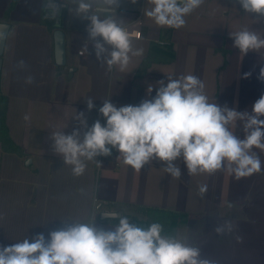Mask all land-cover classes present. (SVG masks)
Here are the masks:
<instances>
[{
	"label": "crops",
	"instance_id": "1",
	"mask_svg": "<svg viewBox=\"0 0 264 264\" xmlns=\"http://www.w3.org/2000/svg\"><path fill=\"white\" fill-rule=\"evenodd\" d=\"M50 1L16 0L6 17L12 0H0V22L11 25L0 93L8 98L10 138L20 148L7 152L0 145V245L25 238L31 242L39 233L47 238L64 226L62 221L95 220L96 227L111 230L116 221L102 218V212L142 219L138 207H149L189 215L178 235L182 232L186 243L199 247L202 258L212 264H264V151H254L261 171L240 180L224 170L190 176L182 160L176 161L182 172L179 178L156 161L136 171L122 157L117 160L115 149L110 156L86 161L84 174L74 176L71 166L53 152L51 139L53 129L67 125L63 131L71 134L79 128L72 119L76 112H84L89 127L97 119L105 124L98 112L105 99L111 98L117 107L151 99L156 89L149 95L147 87L166 76L193 74L204 82L211 102L250 111L264 94V81L258 79L264 49L243 55L233 47L229 33L247 27L264 36V19L257 22L236 0H204L185 17L184 27L162 28L144 15L151 7L147 0L136 4L120 0L115 12L132 37L133 48H142L143 55L132 57L125 71L114 67L109 72L96 60L90 41L88 52L83 50L89 21L76 17L73 0H61L65 7L59 26L53 9L47 7ZM57 28L66 35L65 66L56 62ZM134 31H141V37ZM87 98L94 100L91 111ZM236 133L243 138L239 128ZM203 185L207 191L201 195ZM98 203L100 211L94 213ZM225 222H230L231 231L225 227L217 234L215 227Z\"/></svg>",
	"mask_w": 264,
	"mask_h": 264
},
{
	"label": "clouds",
	"instance_id": "2",
	"mask_svg": "<svg viewBox=\"0 0 264 264\" xmlns=\"http://www.w3.org/2000/svg\"><path fill=\"white\" fill-rule=\"evenodd\" d=\"M136 4L138 0H130ZM151 5L144 15L158 27L180 29L185 17L198 9L204 0H147ZM76 17L89 21L86 26L88 40L83 50L88 52L89 41L96 60L106 64L109 72L118 67L123 72L132 57L143 55L142 48H133L132 37L115 8L120 0H73ZM247 15L256 21L264 19V0H236ZM233 47L246 55L264 49V36L257 30L242 28L231 31ZM21 63H23L21 61ZM251 73H245L248 78ZM264 81V67L259 77ZM31 82V78L28 79ZM149 85L156 94L138 105L117 107L110 99L103 100L98 109L105 120L97 119L90 127L84 112H76L72 119L79 128L71 134L53 129V152L62 157L64 165L71 166L74 176L84 174L86 161L98 156H110L115 149L123 163L136 171L153 161L164 165L172 177L182 175L176 161L182 160L188 175L213 174L224 170L235 179L259 173L262 162L254 148L264 151V94L251 106V110L237 111L227 104L211 102L205 93V84L193 74L166 76ZM87 98V110L95 107ZM28 119L27 116L24 117ZM239 128L243 138L236 133ZM81 129H85L81 138ZM207 186L199 188L203 195ZM111 223V230L98 228L95 220L62 221V228L43 233L31 239L4 246L0 245V264H212L202 258L197 246H190L186 238L164 234V226L152 222L147 227L131 223L128 216L116 211L103 212ZM230 222L216 226L217 234Z\"/></svg>",
	"mask_w": 264,
	"mask_h": 264
},
{
	"label": "trees",
	"instance_id": "3",
	"mask_svg": "<svg viewBox=\"0 0 264 264\" xmlns=\"http://www.w3.org/2000/svg\"><path fill=\"white\" fill-rule=\"evenodd\" d=\"M15 2L16 0H12L5 13L6 17L10 15ZM7 108L8 98L6 95L0 93V145L7 152H17L20 151V148L11 140L7 126ZM138 211L145 214L147 218L138 219L136 217H129L131 223L143 225L145 220H148L146 221L148 225L152 222H159L164 226V234L166 235H177L180 225L184 224L189 217V215L162 208L138 207Z\"/></svg>",
	"mask_w": 264,
	"mask_h": 264
},
{
	"label": "water",
	"instance_id": "4",
	"mask_svg": "<svg viewBox=\"0 0 264 264\" xmlns=\"http://www.w3.org/2000/svg\"><path fill=\"white\" fill-rule=\"evenodd\" d=\"M47 7H50L53 9L57 25L59 26L61 22L60 14L62 13V9L65 7V4L62 3L61 0H52L48 2ZM10 27H11L10 23L0 22V71H1L2 63H3L2 56L4 53ZM54 39H55L56 62L59 66H65L67 63L65 32L61 28H57L54 31ZM104 212H108V211H104ZM120 214L122 215V213ZM101 217L105 218L103 215V212H102Z\"/></svg>",
	"mask_w": 264,
	"mask_h": 264
},
{
	"label": "rangeland",
	"instance_id": "5",
	"mask_svg": "<svg viewBox=\"0 0 264 264\" xmlns=\"http://www.w3.org/2000/svg\"><path fill=\"white\" fill-rule=\"evenodd\" d=\"M255 150L258 151L257 149H253V151H255ZM1 151H2V150H1ZM98 175H99V174H98ZM98 204H99V205H98ZM98 204L94 207V211H96V212H94V213H98V212L100 211V208H99V207L101 206V203H98ZM139 213L142 214V215H141V216H142V219H146V218H147V216H146L145 214H143V213H141V212H139ZM144 216H145L146 218H145ZM93 221H94V220H93ZM93 221H92V222H93ZM146 221H148V220H145V222L143 223V226H145V227L147 226V222H146ZM184 230H185V229H182V230H179V229H178V231H184ZM177 235H178V232H177ZM182 235H183V233H182V232H181V233L179 232V236H182ZM182 237H183V236H182Z\"/></svg>",
	"mask_w": 264,
	"mask_h": 264
},
{
	"label": "built area",
	"instance_id": "6",
	"mask_svg": "<svg viewBox=\"0 0 264 264\" xmlns=\"http://www.w3.org/2000/svg\"><path fill=\"white\" fill-rule=\"evenodd\" d=\"M132 34H133L134 36L138 37V38L141 37V31H134V32H132ZM81 53H82V52H81ZM98 205H99V204H98Z\"/></svg>",
	"mask_w": 264,
	"mask_h": 264
}]
</instances>
